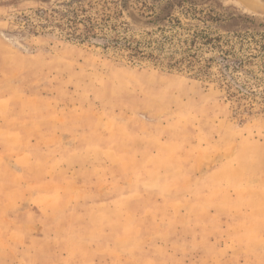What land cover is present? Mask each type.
Returning a JSON list of instances; mask_svg holds the SVG:
<instances>
[{
  "label": "rangeland",
  "instance_id": "rangeland-1",
  "mask_svg": "<svg viewBox=\"0 0 264 264\" xmlns=\"http://www.w3.org/2000/svg\"><path fill=\"white\" fill-rule=\"evenodd\" d=\"M70 1L0 0V264H264V113L33 30ZM203 3L264 24V0Z\"/></svg>",
  "mask_w": 264,
  "mask_h": 264
},
{
  "label": "trees",
  "instance_id": "trees-1",
  "mask_svg": "<svg viewBox=\"0 0 264 264\" xmlns=\"http://www.w3.org/2000/svg\"><path fill=\"white\" fill-rule=\"evenodd\" d=\"M203 1L71 0L61 10L37 14L45 26L33 30L51 27L68 40L113 50L130 64L185 73L214 84L242 112L264 113V24ZM125 14L150 30L137 34Z\"/></svg>",
  "mask_w": 264,
  "mask_h": 264
},
{
  "label": "crops",
  "instance_id": "crops-1",
  "mask_svg": "<svg viewBox=\"0 0 264 264\" xmlns=\"http://www.w3.org/2000/svg\"><path fill=\"white\" fill-rule=\"evenodd\" d=\"M9 130V134H13V135H11L12 137H14L15 135H14V129H12V128H10V127H3L2 128V130ZM32 129V128H31ZM30 129V130H31ZM34 130V131H33ZM23 132V131H22ZM32 132L35 134V136L36 137H38V136H40L41 135V132H42V129L39 127V126H33V129H32ZM17 134H21V129H20V131H18V133ZM22 137V136H21ZM23 138H25V137H23ZM20 158H22L21 160H22V162L23 163H31V160L29 159V158H25V155H23V154H21L20 155ZM25 158V159H24ZM0 160H2L3 161V164H2V167L4 168H6V167H9L8 165H7V162H9V159H7V160H5V159H0ZM28 165H26V167H27ZM32 166V163L30 164V166L29 167H31ZM30 169V168H29ZM31 170H32V167H31ZM30 170V171H31ZM4 171L6 172V169H4ZM7 172H9V176L8 177H6V179H5V183H3V185L4 186H6L7 187V189H8V192H9V197H8V200L9 201H11L12 202V200H13V194H14V191L16 190V186H14L13 185V183H12V181L14 180V177L12 176L13 174H14V171H12V169L9 167V169H7ZM8 201V202H9Z\"/></svg>",
  "mask_w": 264,
  "mask_h": 264
}]
</instances>
